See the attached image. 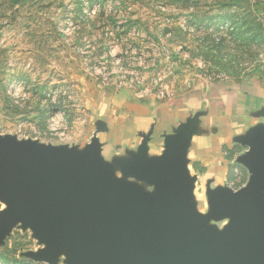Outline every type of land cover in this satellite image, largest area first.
Here are the masks:
<instances>
[{"label":"rangeland","instance_id":"374dc122","mask_svg":"<svg viewBox=\"0 0 264 264\" xmlns=\"http://www.w3.org/2000/svg\"><path fill=\"white\" fill-rule=\"evenodd\" d=\"M118 96L219 126L190 156L205 211L204 174L248 178L231 139L264 107V0H0V133L82 146ZM37 249L15 229L0 264Z\"/></svg>","mask_w":264,"mask_h":264},{"label":"water","instance_id":"95a60500","mask_svg":"<svg viewBox=\"0 0 264 264\" xmlns=\"http://www.w3.org/2000/svg\"><path fill=\"white\" fill-rule=\"evenodd\" d=\"M231 143L234 164L247 171L233 190L204 180L205 211L190 170L207 112L189 115L162 134L150 154L153 128L134 149L105 159L98 119L84 145L45 144L0 133V248L13 230L29 231L38 249L22 256L41 264H264V107Z\"/></svg>","mask_w":264,"mask_h":264},{"label":"crops","instance_id":"0c3cea01","mask_svg":"<svg viewBox=\"0 0 264 264\" xmlns=\"http://www.w3.org/2000/svg\"><path fill=\"white\" fill-rule=\"evenodd\" d=\"M183 109L164 104L154 107L147 102L134 101L131 98L121 99L118 96L116 102L109 105L105 112L103 110L100 111L105 114V117L101 120L107 126V131L98 135L100 142L104 144L102 155L105 159H110L114 155L122 154L125 149H134L140 143L137 134L139 132H147L151 125L154 128L153 140L149 144V151L150 154H159L163 144L162 134L169 133L172 127L188 116L185 109ZM194 141L195 138L189 151V159L191 154L196 152L193 151ZM204 146L209 147V145ZM203 177H205L204 180L213 177L215 180L214 185L226 184V182H223L225 176L218 179L216 175L212 173L208 175L206 173Z\"/></svg>","mask_w":264,"mask_h":264},{"label":"built area","instance_id":"2783aa9c","mask_svg":"<svg viewBox=\"0 0 264 264\" xmlns=\"http://www.w3.org/2000/svg\"><path fill=\"white\" fill-rule=\"evenodd\" d=\"M245 183L246 181H244L243 183H239L236 177L234 179H230L229 181H226V185L233 190H237L241 188Z\"/></svg>","mask_w":264,"mask_h":264}]
</instances>
